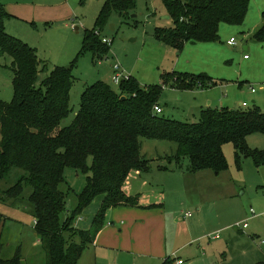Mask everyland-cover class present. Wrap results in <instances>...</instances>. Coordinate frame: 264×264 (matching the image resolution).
<instances>
[{"label": "rangeland", "instance_id": "374dc122", "mask_svg": "<svg viewBox=\"0 0 264 264\" xmlns=\"http://www.w3.org/2000/svg\"><path fill=\"white\" fill-rule=\"evenodd\" d=\"M0 1L5 8L8 6L7 11L15 12L6 21V32L36 49L44 63L40 66L38 85L55 67L73 66L72 113L60 128L72 124L81 94L89 86L103 81L119 91L120 85L113 82V68L117 65L144 86L161 85L166 78L159 114L164 118L195 123L203 110L223 107L231 110L257 107L264 112V42L253 40L255 30L261 25L264 0H250L241 26L222 24L218 41L187 43L181 49L156 37L158 29L174 26L171 18H165L168 11L162 0H135L136 7L129 18L113 14L101 30V38L110 40L111 44L102 42L109 46V51L100 59L91 52H83V41L85 32L94 28L105 0ZM232 38L236 46L228 44ZM11 61L9 56L0 55V99L5 102H11L14 97ZM175 74L191 76L196 82L204 75L216 85L180 90L176 83L181 78ZM141 143L142 156L150 161L153 172L145 175L133 171L125 190L142 194L143 201H166L169 211H177L179 224H173L171 229L180 240L177 248L187 238L188 225H194L197 241L179 253L186 264L264 262V162L257 166L253 159H245L239 167L234 145L226 144L223 152L228 170L219 175L212 170L188 174L187 158L182 161L184 170L171 173L158 167L175 168V163H169L168 159L175 155L177 145L145 138ZM248 144L252 149L264 151V136L253 135ZM15 176L14 173L7 180H0V218L6 219L3 257L11 258L21 246L24 264H46L42 244L35 236L34 208L28 200L32 187L25 186L21 198L14 203L5 201L1 194L16 183ZM65 178L61 190L67 195V213L63 217L77 209L79 197L88 184V175L75 169H67ZM102 199L103 196L96 197L76 216V228L84 230L92 222ZM250 210L255 212V218H251ZM187 212L192 218L184 217ZM238 223H246L248 229L240 231Z\"/></svg>", "mask_w": 264, "mask_h": 264}, {"label": "trees", "instance_id": "16d2710c", "mask_svg": "<svg viewBox=\"0 0 264 264\" xmlns=\"http://www.w3.org/2000/svg\"><path fill=\"white\" fill-rule=\"evenodd\" d=\"M162 2L174 26L158 29L156 37L176 49L187 43L218 41L220 26H241L250 4V0ZM135 7V0H105L94 28L85 32L83 52H91L99 59L106 56L109 46L102 43L101 30L113 14L129 18ZM10 18L0 1V55L12 60L9 69L14 93L11 102L0 99V180H7L14 173L17 179L1 194L5 201L14 203L21 198L25 186L32 187L28 200L34 208V231L45 252L46 264H78L104 227L110 210L140 207V198L128 195L125 186L133 171L149 173L152 169L150 161L142 156V138L175 143L177 150L169 157V163L181 170L182 161L187 158L186 170L192 173L212 170L220 174L228 170L223 152L226 144L234 145L239 167L245 159H253L257 166L264 162V151L252 149L247 142L250 136H264L263 111L257 107L208 108L195 123L164 118L154 108L160 106L166 78L161 85L143 86L131 76L120 84L119 91L98 81L81 94L72 124L60 128L72 113L73 66L55 67L38 85L43 62L36 49L6 32L5 24ZM253 40L264 42V12ZM178 76L181 79L176 85L180 90L216 85L204 75L197 82L191 76ZM69 168L86 173L88 184L77 209L63 217L67 213V195L61 185L66 182ZM98 196L103 199L91 229L76 228V216ZM5 226L6 219L1 217L0 264H24L21 246L11 258L3 257ZM174 262L169 258L164 264Z\"/></svg>", "mask_w": 264, "mask_h": 264}, {"label": "crops", "instance_id": "0c3cea01", "mask_svg": "<svg viewBox=\"0 0 264 264\" xmlns=\"http://www.w3.org/2000/svg\"><path fill=\"white\" fill-rule=\"evenodd\" d=\"M7 8L8 6H6V10ZM8 13L12 16L15 12L10 10ZM165 18L170 19L168 17ZM71 25L73 27V24ZM75 29L78 31L81 30L77 27H75ZM244 49L247 50V47H244ZM248 58L247 56L245 59ZM250 137H248V139ZM184 168L181 170L179 169V171L184 170ZM177 170L178 169H174V167L171 166L167 170L160 171L173 173ZM204 171L206 170L199 172ZM152 172L151 169L149 173L143 174L150 175ZM138 173L140 174V172ZM191 173L192 172H188V174ZM216 175L219 174L216 173ZM146 184L149 185L148 182ZM127 194L130 196L139 195L140 207H118L110 210L106 216L104 227L99 232L95 241L86 248L78 264H164L169 258L174 260L180 259L183 264H186V261L179 257V253L186 249L189 243L192 246V244L197 241L192 230L194 225H192V223L188 225L186 231L187 235L185 236L187 238L182 239V246L177 248L180 242V240L177 239L178 234H173L171 231L173 224H179L177 211H169V205L166 201H143L142 194ZM198 211L201 212L202 208H199ZM183 215L185 218H192V214L189 212ZM250 215L251 218H255V212L251 213L250 210ZM94 218L95 216L93 219ZM93 219L84 230L91 229ZM82 220L83 218L80 219V221ZM238 225L240 226L238 227ZM245 225L247 224L238 223L237 227L240 231H244L248 229V225L247 228H243ZM35 236L37 237L36 233ZM187 264H194V261L188 262Z\"/></svg>", "mask_w": 264, "mask_h": 264}, {"label": "built area", "instance_id": "2783aa9c", "mask_svg": "<svg viewBox=\"0 0 264 264\" xmlns=\"http://www.w3.org/2000/svg\"><path fill=\"white\" fill-rule=\"evenodd\" d=\"M102 41H103V43H105V44H109V45L111 44V41L108 40V39H102ZM228 44H229L230 46H236V41H235V39H231V40L228 42ZM245 58H247V56H246ZM113 71H114L113 82H114V83H117V84H119V85H120L122 82H124V81H128V80L131 78V76L128 75V74H126L125 71H124L123 69H121V67H120L119 65L114 66ZM252 92H255V91L252 90ZM154 111H155V113L158 114V115L162 113V109H161L160 106H156V107L154 108ZM251 213H254V211L251 210ZM188 216H190V215H188ZM239 226H240V225H238V227H239ZM243 228H244V229L247 228V225H245ZM174 264H183V262H182L180 259H177V260H175Z\"/></svg>", "mask_w": 264, "mask_h": 264}, {"label": "water", "instance_id": "95a60500", "mask_svg": "<svg viewBox=\"0 0 264 264\" xmlns=\"http://www.w3.org/2000/svg\"><path fill=\"white\" fill-rule=\"evenodd\" d=\"M168 18H170L169 16H168ZM125 99V97H122V100H124Z\"/></svg>", "mask_w": 264, "mask_h": 264}]
</instances>
